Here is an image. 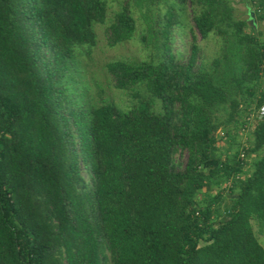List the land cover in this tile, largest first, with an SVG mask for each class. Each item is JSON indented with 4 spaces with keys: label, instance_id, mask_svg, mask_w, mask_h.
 Segmentation results:
<instances>
[{
    "label": "trees",
    "instance_id": "obj_1",
    "mask_svg": "<svg viewBox=\"0 0 264 264\" xmlns=\"http://www.w3.org/2000/svg\"><path fill=\"white\" fill-rule=\"evenodd\" d=\"M230 3L127 0L109 20L108 0H0V264H264V43ZM139 19L151 58L105 64L135 103L83 104L75 52ZM197 31L222 42L210 63Z\"/></svg>",
    "mask_w": 264,
    "mask_h": 264
},
{
    "label": "rangeland",
    "instance_id": "obj_2",
    "mask_svg": "<svg viewBox=\"0 0 264 264\" xmlns=\"http://www.w3.org/2000/svg\"><path fill=\"white\" fill-rule=\"evenodd\" d=\"M124 1L126 2L127 0H108L109 20L113 17L115 12L121 8ZM230 2V4L233 6L234 17L236 19L243 20L244 14L241 13L240 5H237V3H240V1L238 2V0H230ZM134 15L137 17L139 16V14L135 12ZM248 21H250V19ZM109 23L110 22L107 21L106 23L97 24L96 32L98 35V43L96 46H94V48L92 47L91 49H89L82 47L75 52L76 58L79 60V65L73 68V71L76 73L75 84H77V86L79 87L77 91L80 92V94L78 95L82 97L81 102L83 104L89 106L92 104H99L103 100H107L114 102L121 109L126 110L130 105H132V103L134 104L136 100L132 96L130 97L125 91L120 90L114 86L111 77H109L108 73L106 72L105 64L114 60L142 61L150 59V47L148 48V46H146V44L141 39L143 33L146 30V25L143 20L139 19L137 22L138 28L136 36L134 38L129 41L110 46L108 45L105 35V30ZM190 24L194 25V21L191 20ZM256 26L257 25L253 26L251 23H248L246 31L259 32V38L264 43V31L260 30L263 29L264 26L262 28L261 26H258L259 29H257ZM175 33L176 40L174 42V51L177 57H179L182 62H185L189 59L191 51V30L189 27H186L185 29L178 27L175 29ZM197 34V39L201 47V55L203 57V60L206 63H210L212 59L221 52L222 42L220 38L216 37L215 35H211L208 38L203 39L198 31ZM262 77L264 85V74L262 75ZM156 106V110H158L160 106ZM251 113L254 114L253 112ZM244 130H238L239 140H246L247 136H250L249 134L251 133V128ZM221 136H223V134L219 133V137ZM221 146L223 149H227L230 144L223 140L221 142ZM256 158V153H252L251 155H249L248 160L251 162V164L250 162L247 163L245 169H250V167H252L254 159ZM175 159L177 163L179 162L181 164L180 167L184 168L188 160V154L187 152H179L175 156ZM82 174L89 185H92L90 174L84 167L82 169ZM249 175L250 172L245 173L241 176L243 179H246V177ZM230 185L231 181H227L223 184L222 188H226L228 190V187ZM217 187L213 188L210 191V194H215L217 192ZM204 190L206 191V188ZM227 190L225 191V193L226 197L228 198L231 197L232 194H227V192H229ZM202 196L200 194L198 197L201 198ZM253 223L257 237L264 246V226L258 224L256 220H254Z\"/></svg>",
    "mask_w": 264,
    "mask_h": 264
},
{
    "label": "crops",
    "instance_id": "obj_3",
    "mask_svg": "<svg viewBox=\"0 0 264 264\" xmlns=\"http://www.w3.org/2000/svg\"><path fill=\"white\" fill-rule=\"evenodd\" d=\"M237 5H240L241 13L244 14L243 20H246L248 23V20L251 18V11H254L256 13V27L259 29L258 26H261V28L264 26V17H259V15L264 13V0H238ZM257 8V9H255ZM258 11V12H257ZM264 31L263 29H260Z\"/></svg>",
    "mask_w": 264,
    "mask_h": 264
},
{
    "label": "water",
    "instance_id": "obj_4",
    "mask_svg": "<svg viewBox=\"0 0 264 264\" xmlns=\"http://www.w3.org/2000/svg\"><path fill=\"white\" fill-rule=\"evenodd\" d=\"M250 14H251V18H250V21H248V23L249 24L251 23L253 26H255L256 25V13L254 11H251Z\"/></svg>",
    "mask_w": 264,
    "mask_h": 264
},
{
    "label": "built area",
    "instance_id": "obj_5",
    "mask_svg": "<svg viewBox=\"0 0 264 264\" xmlns=\"http://www.w3.org/2000/svg\"><path fill=\"white\" fill-rule=\"evenodd\" d=\"M259 113H260V115H264V105L261 106Z\"/></svg>",
    "mask_w": 264,
    "mask_h": 264
}]
</instances>
